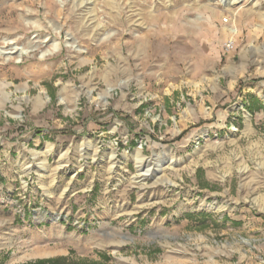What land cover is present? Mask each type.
Returning <instances> with one entry per match:
<instances>
[{"label": "rangeland", "instance_id": "rangeland-1", "mask_svg": "<svg viewBox=\"0 0 264 264\" xmlns=\"http://www.w3.org/2000/svg\"><path fill=\"white\" fill-rule=\"evenodd\" d=\"M264 264V0H0V264Z\"/></svg>", "mask_w": 264, "mask_h": 264}, {"label": "trees", "instance_id": "trees-1", "mask_svg": "<svg viewBox=\"0 0 264 264\" xmlns=\"http://www.w3.org/2000/svg\"><path fill=\"white\" fill-rule=\"evenodd\" d=\"M69 261L66 260L63 256L56 258H45V259H37L35 261H30L23 264H69Z\"/></svg>", "mask_w": 264, "mask_h": 264}]
</instances>
